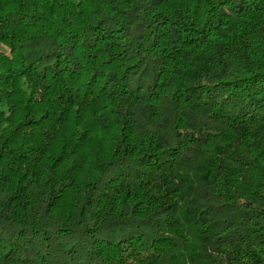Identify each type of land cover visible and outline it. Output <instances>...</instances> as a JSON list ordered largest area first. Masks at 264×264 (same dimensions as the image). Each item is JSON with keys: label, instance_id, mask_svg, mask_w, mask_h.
<instances>
[{"label": "trees", "instance_id": "16d2710c", "mask_svg": "<svg viewBox=\"0 0 264 264\" xmlns=\"http://www.w3.org/2000/svg\"><path fill=\"white\" fill-rule=\"evenodd\" d=\"M0 264H264V0H0Z\"/></svg>", "mask_w": 264, "mask_h": 264}]
</instances>
